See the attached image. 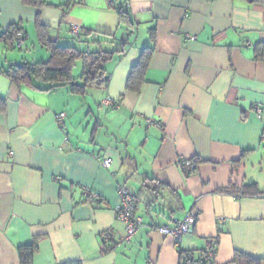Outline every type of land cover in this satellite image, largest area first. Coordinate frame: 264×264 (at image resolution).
Listing matches in <instances>:
<instances>
[{"label": "crops", "instance_id": "crops-1", "mask_svg": "<svg viewBox=\"0 0 264 264\" xmlns=\"http://www.w3.org/2000/svg\"><path fill=\"white\" fill-rule=\"evenodd\" d=\"M127 5L137 22L131 35L106 0H83L66 13L0 0V33L13 23L24 33L19 49L0 39L3 68L48 58L38 28L80 50H115L126 41L105 63L101 84L83 94L34 89L0 73V264H20L17 247L34 238L32 264H178L180 249H201L214 238L211 264H236V252L264 264V53L256 57L255 49L264 42V6ZM151 29L145 81L129 91L127 75ZM104 157L111 158L108 168ZM186 159L196 163L193 170ZM145 177L162 184L150 207ZM119 185L136 195L144 223L129 242L116 216ZM189 212L195 222L180 242L159 231Z\"/></svg>", "mask_w": 264, "mask_h": 264}, {"label": "trees", "instance_id": "trees-1", "mask_svg": "<svg viewBox=\"0 0 264 264\" xmlns=\"http://www.w3.org/2000/svg\"><path fill=\"white\" fill-rule=\"evenodd\" d=\"M264 6V0H257ZM25 5L30 6H54L62 8L63 12L72 8L77 4H83V0H57L52 2L48 0H21ZM107 7L117 13L119 24L125 28L129 35L135 33L137 22L131 17L127 0H106ZM21 30L17 23L11 24L7 29L0 33V39L5 42L14 41V35ZM91 29H85L83 34L93 33ZM39 42L49 51L47 60L41 61H22L16 65H8L0 67V73L7 76L15 84H26L38 90H55L60 87H66L69 92L83 94L88 86L101 84L97 82L105 74V63L109 60L114 52L123 50L126 41H122L121 46L115 50L95 49L80 50L74 46H63L57 42L50 40L44 31L40 28L37 30ZM150 43L145 45L133 65L131 66L126 78L125 88L129 91H138L141 84L145 81L144 73L147 69L150 56L154 50V35L151 29L149 36ZM257 50L256 57L264 53V42H258L255 45ZM261 50V51H259ZM77 59L82 62L80 79L76 82L72 75V68ZM193 170V169H191ZM143 186L150 190V198L145 202L146 207H150L155 203L157 196L162 188L154 177H145ZM229 188L222 189L223 191ZM247 191H240L239 194L244 195ZM132 193V192H131ZM133 194V193H132ZM263 193H254L261 195ZM135 203L137 204L136 195L133 194ZM213 240V241H212ZM216 238L207 239L206 246L201 249H180L178 264H211V259L205 258L208 247L216 245ZM38 244L36 238L31 242L19 245L17 253L20 264H32V258L37 251ZM260 259L253 258L247 254L236 252L234 262L236 264H260ZM61 264H79L75 261L64 262Z\"/></svg>", "mask_w": 264, "mask_h": 264}, {"label": "built area", "instance_id": "built-area-1", "mask_svg": "<svg viewBox=\"0 0 264 264\" xmlns=\"http://www.w3.org/2000/svg\"><path fill=\"white\" fill-rule=\"evenodd\" d=\"M71 34L78 35V27L73 25L70 29ZM193 38V36H191ZM14 42L17 48H21L24 43V33L19 30L14 35ZM106 103L114 104V102L110 99H107ZM258 115L260 114V109H257ZM64 116V112H61L57 115V118L60 119ZM149 123H154L149 120ZM262 137L264 138V128L262 132ZM12 152V151H10ZM101 164L105 167L111 166V158L104 157L101 159ZM183 164L187 165L190 169H194L196 163L192 160L186 159L183 160ZM89 192V191H88ZM117 193L119 197V204L116 208V216L120 219L124 224V235L122 237V241L129 242L132 237L135 235L137 230L143 226L142 216L136 212V203L134 200V196L131 191L125 185H119L117 187ZM92 200H97L98 196L92 194ZM172 225L164 224L158 227L159 231L164 234L172 235L176 242H180L181 236L188 232L193 223L195 222V215L193 212L187 213L182 219H174ZM214 246L208 247L205 253V258L207 260L212 259L214 255Z\"/></svg>", "mask_w": 264, "mask_h": 264}, {"label": "rangeland", "instance_id": "rangeland-1", "mask_svg": "<svg viewBox=\"0 0 264 264\" xmlns=\"http://www.w3.org/2000/svg\"><path fill=\"white\" fill-rule=\"evenodd\" d=\"M74 40L76 41L77 45L80 43V42L76 39V37L74 38ZM83 45H84V44H83ZM26 47H27L29 50H31V49H32V44H31L29 41H27V42H26ZM36 47H37L38 49H41V48H42V47L39 46V45H36ZM16 48H17V47H16ZM83 48H84V49H82V50H95V49H92V48L88 49L89 46H86V47H83ZM93 48H94V47H93ZM18 49H19V48H18ZM96 49H98L97 46H96ZM23 51L25 52L26 50H23ZM36 55H37V54H36ZM27 58L30 60V58H32V57H31L30 54H28ZM45 60H47V59H45ZM81 68H82V62H81L80 59H77L76 62H75V64H74V66H73V68H72V75H73L74 80H75L76 82H81V79H80ZM91 89H93V88H91V86H88V87L86 88L87 91H90Z\"/></svg>", "mask_w": 264, "mask_h": 264}]
</instances>
